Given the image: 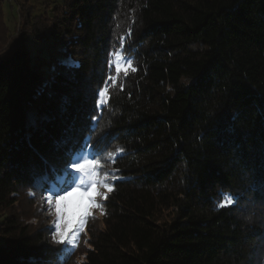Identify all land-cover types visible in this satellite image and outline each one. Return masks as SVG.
I'll list each match as a JSON object with an SVG mask.
<instances>
[{"label": "trees", "instance_id": "1", "mask_svg": "<svg viewBox=\"0 0 264 264\" xmlns=\"http://www.w3.org/2000/svg\"><path fill=\"white\" fill-rule=\"evenodd\" d=\"M3 4L0 264H264V0ZM88 145L114 191L68 251L40 208Z\"/></svg>", "mask_w": 264, "mask_h": 264}, {"label": "rangeland", "instance_id": "2", "mask_svg": "<svg viewBox=\"0 0 264 264\" xmlns=\"http://www.w3.org/2000/svg\"><path fill=\"white\" fill-rule=\"evenodd\" d=\"M2 1H4L3 8H4L5 15L7 16L6 17L7 26L12 34L17 29H18L17 31L20 30L19 28H20L21 21H20L19 14H18V5H19L20 0H2ZM60 1L62 0H31V5L34 7V11H35L34 14L39 16L47 12V9L43 5L44 3H48L49 10H51L56 4H59ZM48 45L46 43L36 42L32 38H29L28 40V46L30 47L31 52L36 53V52H39V50H43V57L46 58L47 60L50 58V55L52 54V52H50L47 49ZM0 47H2L4 50L7 47V45L4 46L1 44ZM2 48H0V51H2ZM54 53L55 52H53V54ZM58 59L61 62H64L66 64H72V65L75 64L71 59H66L63 56H58ZM121 60H122V63L127 65L126 58L122 55V53L119 52L117 53V55L114 56V60H113V65L116 71H121V67H122L120 63ZM104 94L105 92L101 93L102 98L104 97ZM106 100H107V94L103 98L104 102ZM93 156H94V152L90 145L79 150L75 154L72 165L69 168L70 177L65 178L64 180H61L58 184V187H56V189L54 190L51 189L50 193L45 194L42 200L43 203L41 204L40 211L43 212V216L46 218L47 227L54 230V233L52 234L53 240L64 243L68 251H73L74 248L76 247L80 234L82 233L84 229H86V226L88 225V218L95 217L97 220L99 219L100 221V218L102 217V214H103L102 210L101 208L93 209L91 215H89L86 218L84 227L83 228H80L78 226L75 227L73 231L67 236V238L61 241L60 238L56 236L55 234V231H56L55 230V224H56L55 207L54 205H50L48 203L47 197L49 195L52 196L54 199L59 198V197H65L66 199L61 201V206L62 207L65 205L67 206V211L69 212L70 216L73 212H77L78 209L76 205L79 202L80 196L78 192L74 191V189L76 187H82V188H85V190H87V188L91 186V182L89 181V178L84 173H81V171L76 166L83 163V161L86 159L92 162H96L93 159ZM97 171L101 174V176L106 174L108 176L109 183H114V181L116 180V178L112 176L110 172L105 171L104 168L102 167H99ZM101 191L107 195L109 194L107 189L101 188ZM104 200L105 199L103 198V196L98 198V202L101 204L102 202H104Z\"/></svg>", "mask_w": 264, "mask_h": 264}, {"label": "snow or ice", "instance_id": "3", "mask_svg": "<svg viewBox=\"0 0 264 264\" xmlns=\"http://www.w3.org/2000/svg\"><path fill=\"white\" fill-rule=\"evenodd\" d=\"M120 63L122 65L121 72H123L125 68L128 70V75L132 73L133 68L138 71V69L134 66L133 61L131 67H128L122 63V60ZM107 93L108 90L105 92L104 97ZM76 167L81 171V173H84L91 182V186L88 187L87 190L82 187H76L74 189V191L78 192L80 196L79 202L76 205L78 211L73 212L70 216L69 212L67 211V206H61V201L65 200V197H59L55 199L50 195L47 197L48 203L50 205H54L55 207V234L60 238L61 241L66 239L75 227L78 226L83 228L86 218L91 215L93 209L103 207V205L98 202V198L103 196V198L107 200L108 195L102 192L101 188L107 189L109 193L114 191V184L108 182V176L106 174L101 176V174L97 171V169L101 167L99 160L92 162L86 159L83 161V163L77 165Z\"/></svg>", "mask_w": 264, "mask_h": 264}]
</instances>
